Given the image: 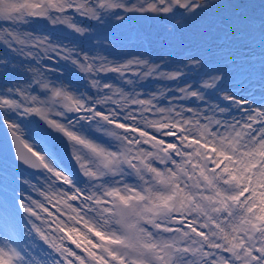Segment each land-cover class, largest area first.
<instances>
[{"label": "snow or ice", "instance_id": "snow-or-ice-1", "mask_svg": "<svg viewBox=\"0 0 264 264\" xmlns=\"http://www.w3.org/2000/svg\"><path fill=\"white\" fill-rule=\"evenodd\" d=\"M112 9L206 21L203 35L222 37L229 62L253 70L259 100L229 91L223 69L199 53L169 72L147 51L120 63L28 30L43 20L84 36L91 29L69 12L124 23ZM0 46V124L14 145L0 162V264H264V0H0ZM130 68L175 87L157 95L103 82L114 73L134 85ZM53 72L59 84L45 79ZM17 73L30 79L13 86ZM78 73L94 76L84 91ZM32 117L47 125L42 135ZM43 136L64 139L75 172Z\"/></svg>", "mask_w": 264, "mask_h": 264}, {"label": "rangeland", "instance_id": "rangeland-1", "mask_svg": "<svg viewBox=\"0 0 264 264\" xmlns=\"http://www.w3.org/2000/svg\"><path fill=\"white\" fill-rule=\"evenodd\" d=\"M112 2H116V0H112ZM120 2L139 5L143 0H120ZM105 11L114 12L116 15H124L127 18L124 23L121 24L113 15L100 26L94 21L69 12V15H74L81 26L89 28L91 31L84 36H79L63 25L53 27L43 20L33 24L28 30L36 28L46 34L50 33L53 39L61 43L69 44V46L74 44L77 46V49L82 48L84 51L89 52L90 55L100 53L108 56L110 60L120 63L126 62L128 53H143L147 51L151 61L155 63H161V58H163V61L166 62V67L162 70L169 72L175 70V68L180 65L181 61L187 63L185 57L189 53H199L209 62L211 67L223 69L224 74L228 77L225 83L230 86L228 88L229 91H236L238 94L245 96L251 92L256 96V99L259 100L260 91L258 86H249L248 84V77L253 70L241 67L239 64L233 65L229 62L226 58V52L222 50V47H218V45L226 46L222 37L213 40L203 35L206 30V21H192L177 25L176 21L179 19L178 14L174 18L172 16L161 17L153 13H125L120 9ZM103 36L111 37V41L114 43L110 42L106 47L102 48L97 47L96 41ZM3 52L4 49L0 46V58H3ZM16 62L20 65L21 70L29 66L27 61L18 60ZM44 63L53 68L57 66L56 61H44ZM59 65L61 68L65 67L63 61H59ZM136 72V68L125 70V79H133L136 81L134 85H127L122 81H117L114 73H109L108 76L104 78L103 82L119 84L124 87L126 92H155L157 95H159L161 91H166V87H175L173 83L166 80H142L139 76L134 75ZM58 75L59 74L56 72L46 73L45 79L56 81V83L59 84V80L57 79ZM84 76V73H78L73 77L75 83L77 82L78 84H76L80 86L81 91H84V85L90 83L91 79L94 78V76H89L86 81ZM252 78L258 79V65L255 70V75H253ZM9 79L10 83L14 86L17 81L23 84L25 81L29 80L30 77L17 73L15 75H10ZM65 83H67V81H65ZM3 86L4 81L0 78V88ZM180 86H183V84ZM35 87L37 88V92L34 94L40 95L41 99H46V96L41 95L44 90L40 89L39 86ZM94 91L93 89L92 92ZM92 92H89V95H91ZM53 118L57 117L53 115ZM53 147L58 153V158L62 165L70 171L75 172L76 165L71 157L70 148L66 143H60L57 146L53 145ZM0 160L3 161V158L0 157ZM11 170L23 172L24 176L27 175L25 177H29L30 175L26 171H31L33 174V182L37 180L42 182V177L35 170L29 168L26 170L22 167L17 169L15 166H13ZM33 195L34 198L43 199L35 193H33ZM47 206L51 208V205Z\"/></svg>", "mask_w": 264, "mask_h": 264}, {"label": "water", "instance_id": "water-1", "mask_svg": "<svg viewBox=\"0 0 264 264\" xmlns=\"http://www.w3.org/2000/svg\"><path fill=\"white\" fill-rule=\"evenodd\" d=\"M39 127L41 128V130H45L47 129V125L44 123V121H42L39 117H36ZM6 134V135H5ZM47 138L54 144V145H58V144H64L65 141L63 138L61 139H56L53 137H48ZM11 142V137H10V133H8L6 131V128L3 124H0V155L2 158H4L5 155H8L9 158H11L12 152L14 151V145L11 143H8L7 141ZM23 169H26V167H22Z\"/></svg>", "mask_w": 264, "mask_h": 264}, {"label": "bare ground", "instance_id": "bare-ground-1", "mask_svg": "<svg viewBox=\"0 0 264 264\" xmlns=\"http://www.w3.org/2000/svg\"><path fill=\"white\" fill-rule=\"evenodd\" d=\"M78 82H80V81H78ZM77 83V82H76ZM78 84V83H77ZM82 87V86H81ZM83 88V87H82ZM31 119V124L29 125V127L31 128V129H33V128H38L37 127V120L35 119V117H32V118H30ZM39 129V128H38ZM39 130H41V129H39ZM36 131V130H35ZM41 132H42V130H41ZM6 135V134H5ZM42 135V134H41ZM11 137V136H10ZM46 137V136H45ZM47 138V137H46ZM46 138H44L45 140H47ZM7 141V140H6ZM8 143H11L10 141H7ZM52 144V143H51ZM2 160H0V162H1ZM28 174H30L29 175V177H32L33 176V174L31 173V171H26ZM74 172V171H73ZM25 176H27V175H25Z\"/></svg>", "mask_w": 264, "mask_h": 264}]
</instances>
